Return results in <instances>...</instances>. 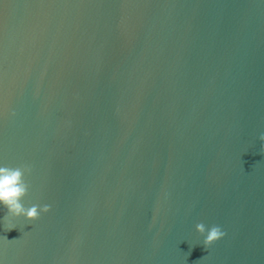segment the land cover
I'll return each instance as SVG.
<instances>
[{
  "label": "water",
  "instance_id": "obj_1",
  "mask_svg": "<svg viewBox=\"0 0 264 264\" xmlns=\"http://www.w3.org/2000/svg\"><path fill=\"white\" fill-rule=\"evenodd\" d=\"M261 133L264 0H0V264H264Z\"/></svg>",
  "mask_w": 264,
  "mask_h": 264
},
{
  "label": "clouds",
  "instance_id": "obj_2",
  "mask_svg": "<svg viewBox=\"0 0 264 264\" xmlns=\"http://www.w3.org/2000/svg\"><path fill=\"white\" fill-rule=\"evenodd\" d=\"M261 144V152L264 153V133L259 136ZM31 168L28 165L17 167H0V205L7 208L8 212L5 216V221L9 217H24L28 221H35L41 213L50 211V205H32L25 208L22 204V199L28 194L29 184L25 181L26 174H30ZM13 227H7L11 230ZM196 231L202 236L206 234L203 240L204 248H209L218 240L223 238L225 233L219 226L213 225L210 229H206L203 223L196 225Z\"/></svg>",
  "mask_w": 264,
  "mask_h": 264
}]
</instances>
